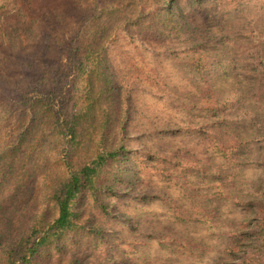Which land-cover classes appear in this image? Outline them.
<instances>
[{"label": "rangeland", "instance_id": "1", "mask_svg": "<svg viewBox=\"0 0 264 264\" xmlns=\"http://www.w3.org/2000/svg\"><path fill=\"white\" fill-rule=\"evenodd\" d=\"M193 3L177 0L178 24L151 16L107 41L115 105L88 91L87 74L64 81L73 111L86 115L72 146L49 113L21 101L25 91H52L50 64L64 70L67 53L45 41L15 53L3 45L17 2L0 0V172L10 164L12 183L26 190L0 214V248L55 218L62 157L79 168L111 150L116 157L71 206L76 227L31 264H238L255 251L264 216V0H202L208 13Z\"/></svg>", "mask_w": 264, "mask_h": 264}, {"label": "trees", "instance_id": "2", "mask_svg": "<svg viewBox=\"0 0 264 264\" xmlns=\"http://www.w3.org/2000/svg\"><path fill=\"white\" fill-rule=\"evenodd\" d=\"M193 1L192 8L208 13V10L202 7V0ZM16 2L15 11L7 16L11 21L7 20L6 31L3 36L1 34L3 45H8L15 53L19 50L29 51L32 45L45 41L51 48L58 47L60 50L58 54L66 52L68 64L67 68L62 70L51 62L52 72L55 74L52 91H46L39 98L36 95L30 97L25 91L21 97L22 104L49 113L54 130L72 146L79 145L84 125L82 121L86 119V115L84 112L73 111L70 98L61 89L64 81L71 78V82H74L87 74L88 91L92 93L96 90L99 97L110 99L115 105L113 95L109 94L114 87L108 72L107 41L114 39L115 32L120 27L126 29L130 24L132 27H140L142 21L151 16L155 20L158 17L166 18L169 24H178L176 20L179 21L176 11L177 0H16ZM121 10H129L132 13V20L121 17ZM72 22H75L76 26L71 35L65 37L64 41L61 40L60 33ZM118 22L122 23L121 26L111 29ZM66 41L70 43L69 46ZM97 101L98 99H91L88 106L93 108ZM105 112L111 118L114 115L108 110ZM111 122L108 119L106 128H110ZM95 129L92 130L91 136ZM115 157L116 152L106 150L92 163H86L79 168L70 160L71 156L62 157L60 163L66 175L51 193L55 218L48 220L43 217V221L34 224L19 242L7 244L5 248L1 244L5 264H31L32 260L55 239L73 230L76 227L71 210L73 202L85 189L94 185L99 170L107 160ZM8 165L10 164L5 163L3 171L0 172V214L18 203L22 195L21 190L26 191L19 186L18 180L12 183L14 179H10L11 175L17 178L18 174L13 167L8 168ZM259 228L261 242L252 248L255 251L246 252L238 264H264V216H261Z\"/></svg>", "mask_w": 264, "mask_h": 264}]
</instances>
